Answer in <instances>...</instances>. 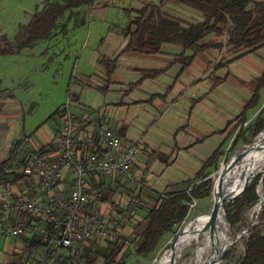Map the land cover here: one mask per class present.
Instances as JSON below:
<instances>
[{"label":"crops","instance_id":"obj_1","mask_svg":"<svg viewBox=\"0 0 264 264\" xmlns=\"http://www.w3.org/2000/svg\"><path fill=\"white\" fill-rule=\"evenodd\" d=\"M27 1L32 5L28 8L34 7L37 11L45 1L53 0ZM128 1L130 7H110L115 0H95L85 8H88L90 15L101 16L103 21L110 10H132V18L136 15L135 10L147 3L161 4V0ZM164 4L161 5L163 10H175L174 14L185 23L202 20L201 13L188 6L171 2ZM81 8L76 11L79 12ZM25 11L28 20L24 24L34 14L28 9ZM82 12L78 24L71 18H68V23L85 24L87 20L84 14L87 11L83 9ZM131 18L125 26L110 28L105 36L99 35L92 44L90 40L84 44L78 57H86L89 66L84 69L93 72H80L79 78L73 76L68 86V100L71 101L72 110L80 116L82 138L96 130L97 121H103L120 130L124 144L136 143L140 146L133 166L136 174L134 182L129 183L119 176L117 180L115 177L97 175L89 179L91 188H103L101 206L106 215L113 212L115 207L125 208L134 195L145 199L137 213L130 216L120 230V235H125L127 241L125 246L129 244L132 248L133 244L134 247L138 246L140 235L147 226L146 211L158 195L194 179L219 148L226 150L242 116L247 118L245 126L251 117L264 114V87L260 90L257 105L245 110L246 103L253 95L249 82L264 72V46L239 52L229 51L228 46L211 47L195 54L184 67V56H192L193 51H183L181 44L163 43L159 51L150 53L127 50L130 36L125 28ZM208 39H215L214 34L209 35ZM157 70L160 73L154 74ZM22 106L23 103L10 87L0 88V163H4L0 165V181L9 183L18 193L30 194L33 177L24 175L20 165L28 156L40 150L53 160L59 158L61 117L54 114L57 107L47 118L52 124L47 125V121H44L46 127L39 133V127L27 135L23 131L21 137L15 140L11 136V125L18 120ZM88 115L99 117L88 120ZM34 134L36 139H32ZM217 168V165L208 167L210 177ZM72 179V171L65 168L64 178L53 193L68 196ZM111 195L115 207L111 199L108 200ZM7 239L0 238V241ZM10 239L21 247L23 264L32 256L48 250L45 246L31 245L33 238L27 236ZM97 246L91 240L86 243L85 252L91 256L99 249ZM104 250L106 254L111 251L109 248ZM131 254L127 263L138 256L135 251ZM95 257L93 264H100V257ZM5 258H0V264H4Z\"/></svg>","mask_w":264,"mask_h":264},{"label":"trees","instance_id":"obj_2","mask_svg":"<svg viewBox=\"0 0 264 264\" xmlns=\"http://www.w3.org/2000/svg\"><path fill=\"white\" fill-rule=\"evenodd\" d=\"M95 0H53L36 11L28 23L19 26L13 41L6 35L1 36L0 54L18 53L26 47L33 46L38 40L48 38L59 20L68 11L90 5ZM182 4L201 13L202 20L184 22L179 17L163 10L161 4L147 3L142 8L135 10L136 15L131 18L125 31L130 36L127 46L129 51L157 52L163 43H177L183 46V51L192 50V56H184V67L193 59L195 54L211 47H229V51H253L264 46V0H161ZM214 34L215 39L207 37ZM220 38V40H217ZM225 38V40H224ZM160 70L154 71V74ZM253 95L246 103L245 110L253 108L260 99V90L264 87V72L249 82ZM58 111L54 114H56ZM244 114V113H243ZM233 133H235L232 147H236L240 140L245 138L246 128H251L253 135L264 129V114L260 113L252 124L242 129L247 118L242 116ZM40 150L39 152H41ZM43 152V151H42ZM223 147L219 148L205 163L194 179L186 181L179 187H172L158 195L154 204L147 209V226L140 235L136 248L139 255H150L157 250L165 234L174 232L188 217L194 199H202L210 195L212 177L208 167L217 165L223 155ZM4 163H0L3 165ZM242 166H239V168ZM257 167L253 163L250 168ZM220 170L216 174L218 178ZM264 177L257 176L252 180L245 192L226 207V216L235 226L244 218L245 212L252 208L260 199L258 187ZM198 181V182H197ZM2 182V181H0ZM216 182V181H215ZM241 187H229L223 192V197L239 191ZM141 198V197H139ZM229 196L225 199L228 201ZM143 201V200H142ZM31 219H37L31 214H26ZM26 217V216H25ZM40 220V219H37ZM113 241L112 243H114ZM42 239H34L31 245L47 246ZM244 254L235 264H264V205L259 215V223L250 230L245 241ZM121 249L114 244L109 254H105V264H121L116 257ZM96 255L102 254L100 251ZM103 255V254H102ZM231 252L225 259L230 261ZM86 255L85 264H93L94 257ZM85 257V256H84ZM23 264L22 260L18 263ZM228 264V263H227Z\"/></svg>","mask_w":264,"mask_h":264},{"label":"rangeland","instance_id":"obj_3","mask_svg":"<svg viewBox=\"0 0 264 264\" xmlns=\"http://www.w3.org/2000/svg\"><path fill=\"white\" fill-rule=\"evenodd\" d=\"M116 1H118V3H116ZM129 2L130 1L125 0V2L123 1L120 3L119 0H115V4L110 7H115L116 5L121 7H130L131 5ZM168 2L169 1H165V4ZM160 3L163 6L164 2ZM46 4L47 2L45 1V5ZM85 6L86 5H84V8H81L83 7L81 6L79 12L76 11L79 8L68 11L65 16L59 20L53 31V34H51L48 38L38 40L33 46L26 47L18 53L0 54V88L6 86L10 87L14 95L20 100L21 103H23L21 113L18 115V120L13 122L11 125V136H13L12 138L15 140H18V138L21 137L23 131L27 135L30 134L29 131L35 130L39 127L41 128L38 130L39 133L46 127L44 121H47V125L52 124V121L48 120L47 118L57 107H59L57 109V115L60 114L62 108L68 102L70 103V109H72L71 101L68 100L69 83L72 79H74L73 76L77 75L79 78L80 72H93L84 69H87L89 66V63L86 62L87 58L85 57L81 59L78 57V55H80L84 49V44H87L89 40L90 44H92L95 37L99 35L101 36L102 34L105 36L110 28L116 29L125 26L128 20L131 18V14H134L132 10L128 12L119 9V11L110 10L107 19H103L102 21L101 16L93 14L90 15L88 13V8H85ZM28 7H32V5H29L27 0H0V40L2 35H6L8 39L13 41L19 26L22 25L19 23L24 24V22L28 20L26 19L25 10L28 9V12L31 13L36 12L34 7L33 9ZM83 9L87 11V13L84 14V17L87 20L85 24L81 23L79 25H75L73 22L68 23V18H71V21L74 20L76 24H78L83 16ZM38 10H40V8ZM168 11L172 15H175V10ZM99 24H103V26H99ZM257 116L251 117V119L248 121V124H252ZM247 125L241 126L242 129L247 127ZM60 126H62V123ZM261 132H259L257 135H253L252 129L246 128L245 138H247V140H240L236 147H232V142L234 139L233 137L229 146H227L226 150H224L223 154H226L221 157L216 171L220 170L221 173L225 168L228 167L229 164L227 163L231 160L234 152L238 148L240 149L238 153L242 155V157L236 161V165L241 166L242 164H245L253 155L254 149L248 154H245V151L249 149L250 145L254 143L257 136ZM36 134L33 135L32 139H36ZM42 153L45 152L43 151ZM256 163L257 162H255V165ZM23 164L24 163H22V165ZM22 165L20 166L22 167ZM257 176L262 177L261 174ZM115 178L116 180L119 179L118 176H115ZM243 184L244 183L235 186L231 185L230 187H241ZM213 188L214 180L212 178V189L210 195L202 199H194L193 203L191 204V211L186 220L180 226L176 227L174 232L165 234L157 250L152 252L150 255L145 256L137 254V247H134L135 244H133L132 248L129 246V244L128 247L125 246V244L127 245L125 235L122 237L119 233L118 239L114 243L106 240H92L98 244L97 248L99 249L97 251H100V253L103 254L97 255L100 257L98 262L100 264H105L106 262L104 255L106 254V251L104 249L109 248L111 250L114 244L118 243L117 247H119L121 251L116 259L121 264H161L164 257V264L187 263L193 256L198 242L207 235H210L216 228V221L212 219L208 225L203 226L197 231H193L205 221L207 216L212 211L214 204ZM228 188L224 189V191ZM103 193L104 191L102 188L101 194L103 195ZM112 196L113 195H111L108 200L111 199L110 201H112L114 199ZM133 198H136V195L131 197L129 202ZM141 199L144 203L145 199L143 197ZM233 201L234 200H224L223 211L226 218L227 204ZM259 201L252 208L245 212L241 223L231 226L227 219L230 234L235 240L230 243L223 260L219 262V264H235V262H237L238 259L244 254L246 249V238L248 237L252 227L258 225L259 215L263 210V207L261 209H257V204ZM111 204H113V207L116 206V203L114 204L113 201ZM115 208L113 212L107 214L108 216L103 211V216L110 219L117 210L121 209ZM15 245L16 244L10 238L5 241H0V258L6 257L4 264H8L9 262L10 264L18 263L21 261L22 249L18 246V244L16 247ZM45 247L48 248V244ZM134 251L138 256L134 254L136 257L127 263V260L132 256L131 252L133 253ZM228 252H231L230 261L225 259ZM87 254L88 253L85 252V260H87ZM37 256L38 255L32 256V258H36ZM93 256H96V254L94 253L89 257ZM215 260L217 261V257Z\"/></svg>","mask_w":264,"mask_h":264},{"label":"built area","instance_id":"obj_4","mask_svg":"<svg viewBox=\"0 0 264 264\" xmlns=\"http://www.w3.org/2000/svg\"><path fill=\"white\" fill-rule=\"evenodd\" d=\"M69 105L60 112L59 158L53 160L38 151L22 165L23 174L33 177L32 192L18 193L9 183L0 182V238L27 236L48 243L46 252L24 264H85L86 243L116 241L120 229L143 204L136 197L110 219L103 216L101 189L91 188L90 176H119L134 182L133 166L140 146L124 144L120 130L103 121H97L96 130L82 138L80 116ZM86 117L96 120L99 116ZM65 168L73 174L70 193L55 195L53 190L63 180Z\"/></svg>","mask_w":264,"mask_h":264},{"label":"bare ground","instance_id":"obj_5","mask_svg":"<svg viewBox=\"0 0 264 264\" xmlns=\"http://www.w3.org/2000/svg\"><path fill=\"white\" fill-rule=\"evenodd\" d=\"M257 144L258 146L254 149L253 155L245 164L241 165L242 167L239 168V166L236 165L237 162L233 161V163L229 164L228 167L220 173L217 180H215V175L213 188L214 203L221 201L223 205L226 197L230 195L229 194L223 197L224 189L230 187L231 185L235 186L245 183L249 176H252L253 174L257 176L264 170V133L259 136ZM255 162H257V167L250 168V166ZM258 208L259 205L257 206V209ZM212 219L216 221L215 230L198 242L193 256L185 264H219L220 253L227 245H230V243L235 240L230 234L229 226L225 220L221 206L214 218H212L209 214L205 221L193 231H197L203 226L208 225ZM216 257L217 261L215 260ZM164 259L165 257L162 259L161 264H164Z\"/></svg>","mask_w":264,"mask_h":264},{"label":"water","instance_id":"obj_6","mask_svg":"<svg viewBox=\"0 0 264 264\" xmlns=\"http://www.w3.org/2000/svg\"><path fill=\"white\" fill-rule=\"evenodd\" d=\"M264 133V130L257 136V138H256V140L254 141V143L252 144V145H250V147H249V149H247L246 151H245V154H248V153H250L253 149H255L257 146H258V144H257V139L259 138V136L261 135V134H263ZM239 148L234 152V154H233V156H232V158H231V160L227 163V164H231V163H233V161H238L241 157H242V155H240L238 152H239ZM217 172L218 171H216L212 176V178H213V180H214V178H215V175L217 174ZM262 175V177H261V179L264 177V170L262 171V172H260L258 175ZM256 176H255V174H253L252 176H249L247 179H246V181H245V183H244V185L242 186V188L239 190V191H237V192H235V193H233V194H230L229 195V198H228V200H235L237 197H240L244 192H245V190L248 188V186L250 185V183L252 182V180L255 178ZM258 193H259V195H260V201H259V203L257 204V206L259 205V209H261L262 207H263V205H264V191H263V183H262V180L260 181V184H259V187H258ZM220 206L222 207V210H223V206H224V204L222 205V202L221 201H218V202H216V203H214L213 204V207H212V211H211V213H210V216L212 217V218H214L215 216H216V214H217V212L219 211V208H220ZM223 214H224V217H225V213H224V211H223ZM225 220H226V222H227V218L225 217ZM230 245H227L224 249H223V251H222V253H221V255H220V262L223 260V258H224V255H225V253H226V251H227V249H228V247H229Z\"/></svg>","mask_w":264,"mask_h":264}]
</instances>
